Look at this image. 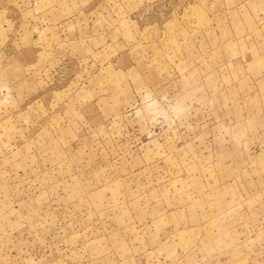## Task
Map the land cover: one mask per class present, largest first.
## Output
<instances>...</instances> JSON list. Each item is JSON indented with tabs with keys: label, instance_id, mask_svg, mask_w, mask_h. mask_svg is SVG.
Returning a JSON list of instances; mask_svg holds the SVG:
<instances>
[{
	"label": "rangeland",
	"instance_id": "374dc122",
	"mask_svg": "<svg viewBox=\"0 0 264 264\" xmlns=\"http://www.w3.org/2000/svg\"><path fill=\"white\" fill-rule=\"evenodd\" d=\"M0 264H264V0H0Z\"/></svg>",
	"mask_w": 264,
	"mask_h": 264
}]
</instances>
